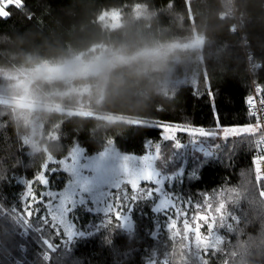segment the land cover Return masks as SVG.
Masks as SVG:
<instances>
[{
  "label": "trees",
  "instance_id": "16d2710c",
  "mask_svg": "<svg viewBox=\"0 0 264 264\" xmlns=\"http://www.w3.org/2000/svg\"><path fill=\"white\" fill-rule=\"evenodd\" d=\"M18 2V6H5V15H0V88L8 85L9 92L15 91L10 85L41 63L58 65L71 57L89 58L104 50L135 55L150 51L162 54L179 44L187 49L173 48L172 53L153 61L141 58L116 65L103 76L70 82L39 79L30 87L28 83L29 96H34L30 98L40 106L28 113V119L37 125L35 151L24 140L30 133L26 117L0 105V129H7L6 139L0 143V172L14 171L16 176L11 182L0 183V198L6 204L18 203L23 179H30L48 158H63L77 142L86 155L109 147L143 155L144 140L159 138L156 129L139 128L146 122L210 127L214 112L223 124L253 122L244 101L251 82L264 86V0H231L232 7L228 0ZM108 12L119 14L118 28L109 29L100 23V16ZM235 15L240 20L239 33L230 30ZM195 37L201 38L199 48L190 50L187 45ZM244 50L260 64L250 75ZM183 67L193 68V79L183 81L180 77L183 84L173 88V96H164L160 92L162 82ZM208 86L214 100L207 94ZM0 95L6 94L0 90ZM100 115L127 121H108ZM73 133L79 135L78 141ZM178 135L187 142L184 134ZM109 141L115 143L110 146ZM20 149L23 151L17 155ZM195 167L197 178L186 176L182 190L194 193L226 180L225 189L231 186L225 196L228 209L239 216V224L230 234L218 238L216 247L198 251L193 240L190 251L186 234L166 236L165 221L149 202L132 207L128 214L130 229L124 230L113 218L107 232L98 228L102 214L77 208L75 215L84 235L76 237L66 252L61 250L64 264H148L152 257L153 264L156 259L161 264H264V200L250 170L249 150L243 148L231 168L215 160L202 161ZM23 229L10 217H0V264L17 260L40 264V238L26 229L28 237L23 241ZM20 245L25 247L23 256ZM209 250V256L200 255Z\"/></svg>",
  "mask_w": 264,
  "mask_h": 264
},
{
  "label": "snow or ice",
  "instance_id": "6c2138e0",
  "mask_svg": "<svg viewBox=\"0 0 264 264\" xmlns=\"http://www.w3.org/2000/svg\"><path fill=\"white\" fill-rule=\"evenodd\" d=\"M255 92L261 97L260 108H256L253 95L245 97L247 115L254 117V122L227 125L214 112V124L210 127L173 121L142 124L139 128L151 127L159 132L158 140H144L143 155L121 153L109 147L88 161L85 149L77 142L63 158H48L30 179L22 180L24 190L18 203L6 204L0 198V217L8 216L15 225L39 236L40 264H64L61 250L66 252L76 237L84 235L75 215L77 208L102 214L98 228L107 232L113 218L120 222L121 228L130 229L128 214L132 207L149 202L153 211L163 217L166 236L186 234L190 251L193 240L197 246L206 245L212 235L221 238L230 234L233 226L239 224V216L227 206L225 196L231 186L226 190L224 185L228 182L222 180L218 186L194 193L184 192L182 185L186 176L197 178L195 166L200 162L215 160L226 169L231 168L240 151L247 148L250 170L259 196L264 199V136L252 131L254 127L264 129L260 119L264 112V86L257 83ZM207 94L214 100L210 86ZM6 130L0 129V143L6 139ZM178 134H184L187 142ZM73 135L78 141L79 135ZM114 143L109 141L110 146ZM22 151L18 150L17 155ZM109 156L119 163L110 165ZM0 176L4 177L0 183L16 179L14 171L0 172ZM210 254V250L200 252L204 257ZM153 259L148 264H153ZM154 264L161 261L156 259Z\"/></svg>",
  "mask_w": 264,
  "mask_h": 264
},
{
  "label": "rangeland",
  "instance_id": "374dc122",
  "mask_svg": "<svg viewBox=\"0 0 264 264\" xmlns=\"http://www.w3.org/2000/svg\"><path fill=\"white\" fill-rule=\"evenodd\" d=\"M19 4L20 3L18 2V0H0V15L1 16L5 15V11H4L5 6L7 5L18 6ZM99 21L103 26L109 29H116L121 25L120 16L117 12L103 13L100 16ZM200 39H201L200 37H195L193 39V42L187 45L188 48L190 47L189 48L190 50H192L193 48L197 50L199 48ZM173 48L183 49L184 51L187 49L186 47H184V45L179 44L175 47L167 48L166 50L162 52V54H159L157 51H154V52L150 51L147 53H139L135 55H126L124 53L117 52V51L104 50V52H102L101 54H94L92 57H89V58H83L82 56L71 57L70 59L58 65H50L47 63H41L39 65H36L34 68L27 70L26 71L27 76L24 74L26 77H24L23 79H18L17 82H14L12 85H10L15 89L14 92L8 91V85L7 86L4 85L2 88H0V90L4 94H6L5 96L0 95V105L8 108L9 110H12L13 112L18 110L20 111V114L23 117H26L28 125H29L30 133L24 137V140H26L25 141L27 144L26 146L31 151H35L37 149V145H36V142L34 141V135L37 131V125L33 121L28 119L29 118L28 113L35 112L36 110L40 108V106L35 103L36 100H32L30 98L34 96H29L28 88H27L28 83L30 87V85L35 80L38 81L39 79L44 80V81H62V82L69 81L70 82L73 79L84 78L87 76H92L93 74H90L83 70L75 71V72H65L64 68L66 65H69V64L77 65L79 66L80 69H87L93 64H100V63L107 62V68L109 70L110 68L116 65L127 64V63H130L132 61H135L141 58L144 61H153V59L155 58H159L165 54L172 53ZM171 60H173V57ZM180 77H183V81H187V80L189 81L193 79L194 77L193 68H188V67H183L181 69L176 68V73L174 74L173 78L164 79V81L162 82L160 86V92L166 97H172L174 93L173 88L175 86H178L179 84H183L182 78ZM171 83L172 85H170ZM100 117L108 121H113V120L127 121V119H121L115 116L100 115ZM168 147H170V145H168ZM103 152H100V153H103ZM100 153L94 154V155L85 154V159L88 161L94 160ZM108 163L110 165H115V164H118L119 161L109 156ZM91 212L98 213L96 211H91ZM123 229L128 230L129 228L125 227ZM217 241H218V238L215 235H213V239H210L208 244L206 245L200 244L197 246V248L205 249L208 247H216Z\"/></svg>",
  "mask_w": 264,
  "mask_h": 264
},
{
  "label": "built area",
  "instance_id": "2783aa9c",
  "mask_svg": "<svg viewBox=\"0 0 264 264\" xmlns=\"http://www.w3.org/2000/svg\"><path fill=\"white\" fill-rule=\"evenodd\" d=\"M228 2L232 7L231 0H228ZM220 17H224V15H221ZM230 30L232 33H239V31H240V20H239V17L237 15L233 16V22L231 23ZM241 43L243 46H245L247 44V42L243 39V37L241 39ZM245 62H246L247 72L249 75L260 68V64L254 60V57L250 54V52L245 51ZM255 86H256V83L251 82V90H250V93L248 95L251 94L254 96V98L256 99V108L258 109V108H260L259 100L261 99V97H259L257 95V93L255 92ZM244 104H245V101H244ZM245 110L247 112L246 106H245ZM260 119L262 122H264V112H262ZM252 120L254 122L255 118L253 117ZM252 131L253 132H260V135L264 136V129H261L260 127H254L252 129ZM27 237H28L27 230L26 229L21 230L20 238L23 241H26ZM19 250H20L21 255L23 256V254L25 252L24 245H20ZM13 264H22V263H21V261L17 260Z\"/></svg>",
  "mask_w": 264,
  "mask_h": 264
},
{
  "label": "clouds",
  "instance_id": "9594fccd",
  "mask_svg": "<svg viewBox=\"0 0 264 264\" xmlns=\"http://www.w3.org/2000/svg\"><path fill=\"white\" fill-rule=\"evenodd\" d=\"M80 70L86 71L93 75L103 76L108 71L107 62L100 63V64H93L87 69H80L79 66L72 65V64L66 65L64 68L65 72H75V71H80Z\"/></svg>",
  "mask_w": 264,
  "mask_h": 264
},
{
  "label": "bare ground",
  "instance_id": "6f19581e",
  "mask_svg": "<svg viewBox=\"0 0 264 264\" xmlns=\"http://www.w3.org/2000/svg\"><path fill=\"white\" fill-rule=\"evenodd\" d=\"M5 11V10H4ZM226 13V12H225ZM227 18H229V17H227ZM245 51V50H244ZM245 54V53H244Z\"/></svg>",
  "mask_w": 264,
  "mask_h": 264
}]
</instances>
